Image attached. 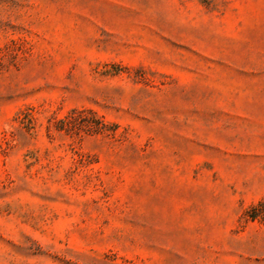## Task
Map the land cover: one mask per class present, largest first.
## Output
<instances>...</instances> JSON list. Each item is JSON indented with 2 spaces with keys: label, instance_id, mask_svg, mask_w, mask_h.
<instances>
[{
  "label": "rangeland",
  "instance_id": "1",
  "mask_svg": "<svg viewBox=\"0 0 264 264\" xmlns=\"http://www.w3.org/2000/svg\"><path fill=\"white\" fill-rule=\"evenodd\" d=\"M0 264H264V0H0Z\"/></svg>",
  "mask_w": 264,
  "mask_h": 264
}]
</instances>
